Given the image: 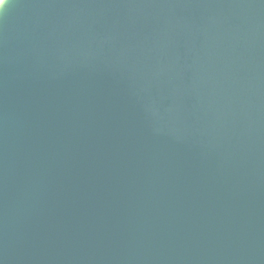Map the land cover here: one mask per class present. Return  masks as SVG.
<instances>
[{
    "label": "water",
    "instance_id": "95a60500",
    "mask_svg": "<svg viewBox=\"0 0 264 264\" xmlns=\"http://www.w3.org/2000/svg\"><path fill=\"white\" fill-rule=\"evenodd\" d=\"M0 264H264V0H11Z\"/></svg>",
    "mask_w": 264,
    "mask_h": 264
},
{
    "label": "clouds",
    "instance_id": "9594fccd",
    "mask_svg": "<svg viewBox=\"0 0 264 264\" xmlns=\"http://www.w3.org/2000/svg\"><path fill=\"white\" fill-rule=\"evenodd\" d=\"M8 4H9V0H5L4 4L0 5V14H2L5 11V9L8 6Z\"/></svg>",
    "mask_w": 264,
    "mask_h": 264
},
{
    "label": "bare ground",
    "instance_id": "6f19581e",
    "mask_svg": "<svg viewBox=\"0 0 264 264\" xmlns=\"http://www.w3.org/2000/svg\"><path fill=\"white\" fill-rule=\"evenodd\" d=\"M9 1H11V0H9ZM4 2H5V0H0V5H3Z\"/></svg>",
    "mask_w": 264,
    "mask_h": 264
},
{
    "label": "snow or ice",
    "instance_id": "6c2138e0",
    "mask_svg": "<svg viewBox=\"0 0 264 264\" xmlns=\"http://www.w3.org/2000/svg\"><path fill=\"white\" fill-rule=\"evenodd\" d=\"M6 6V5H5Z\"/></svg>",
    "mask_w": 264,
    "mask_h": 264
}]
</instances>
